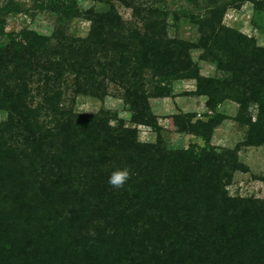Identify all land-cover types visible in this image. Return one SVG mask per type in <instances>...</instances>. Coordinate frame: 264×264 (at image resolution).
<instances>
[{
	"label": "trees",
	"instance_id": "1",
	"mask_svg": "<svg viewBox=\"0 0 264 264\" xmlns=\"http://www.w3.org/2000/svg\"><path fill=\"white\" fill-rule=\"evenodd\" d=\"M37 1L58 9L59 22L90 25L81 38L57 26L51 37L22 31L0 47V264H264V198L229 195L234 174L246 168L237 149L209 143L224 117H171L174 132L203 146L170 149L148 103L168 97L173 81L192 79L190 95L206 96L208 110L238 105L244 145H264V47L222 26L227 5L175 14L199 26L193 44L166 36L167 8L117 0L141 20L128 28L114 0H93L108 5L101 11H80L75 0ZM4 24L0 17V35ZM191 49L222 78L200 75ZM107 82L123 88L129 123L150 128L154 142H140L109 110L78 113L63 99L69 91L102 98ZM124 168L131 179L115 190L109 176Z\"/></svg>",
	"mask_w": 264,
	"mask_h": 264
},
{
	"label": "rangeland",
	"instance_id": "2",
	"mask_svg": "<svg viewBox=\"0 0 264 264\" xmlns=\"http://www.w3.org/2000/svg\"><path fill=\"white\" fill-rule=\"evenodd\" d=\"M76 8L80 11L94 8L95 11L105 10L108 5L95 3L93 0H75ZM237 0H195L189 4L186 0H134L137 7H157L162 10L167 8L171 14L165 19L166 36L176 38L188 43L197 44L201 39L202 32L198 25L187 18L178 16L179 20H173L177 12L184 10L197 15L204 12L205 7L214 5H227L222 18V26L235 29L246 37H253L259 47H264V6L255 7L251 1L236 2ZM113 5L117 14L126 26H141V20L133 15L132 8L127 7L123 2L114 0ZM37 0H0V17L4 19L3 33L0 35V47L8 45L13 37L22 31L51 37L57 26L64 28V33L70 37H84L89 29V22L81 18H71L62 22L58 20L62 15L56 10H48L41 7ZM233 4H237L235 7ZM139 5V6H138ZM15 9H18L16 11ZM175 19V18H174ZM202 50L194 49L189 51L192 63H196L200 75L207 78L221 79L222 74L210 61L202 60ZM150 74L146 76V89L151 91ZM106 93L102 98L89 96H74L67 92L63 99L67 106H72L78 113L94 114L100 110H109L123 119L126 125L135 128L138 132L140 142H154V132L146 126H134L129 123L130 113L123 105V88L114 83H106ZM195 81L192 79L172 82L171 94L166 98H149V106L155 116L158 126L161 128V136L167 148H188L192 144L198 147L203 142L191 135L173 131L176 126V119L171 117L182 114L195 115L194 121H206L215 112L224 118L213 130L210 145L218 149H237L240 163L246 168L245 172L234 174L232 183L227 187L231 196L264 198V145L258 147L246 146L243 144L247 127L240 125L235 120L238 114V105L232 101H224L215 111L208 110L206 103L208 98L204 95H190L195 93ZM251 120L256 119V106L250 107ZM4 114H0V120ZM193 121V122H194ZM113 123V122H112Z\"/></svg>",
	"mask_w": 264,
	"mask_h": 264
},
{
	"label": "clouds",
	"instance_id": "3",
	"mask_svg": "<svg viewBox=\"0 0 264 264\" xmlns=\"http://www.w3.org/2000/svg\"><path fill=\"white\" fill-rule=\"evenodd\" d=\"M132 173L130 169H117L109 176L108 183L115 190H122L131 179Z\"/></svg>",
	"mask_w": 264,
	"mask_h": 264
}]
</instances>
